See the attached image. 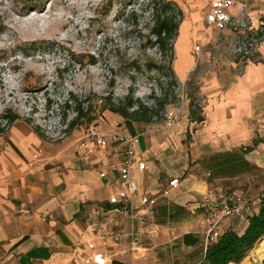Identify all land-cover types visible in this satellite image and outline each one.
I'll return each mask as SVG.
<instances>
[{"label": "rangeland", "instance_id": "rangeland-1", "mask_svg": "<svg viewBox=\"0 0 264 264\" xmlns=\"http://www.w3.org/2000/svg\"><path fill=\"white\" fill-rule=\"evenodd\" d=\"M150 1L0 0V162H12L18 155L9 143L12 128L30 151L26 161L31 171L43 162H47L44 169L49 168L53 155L71 154L85 124L103 128L104 122H117L137 127L149 145L173 164L191 166L196 178L206 177L199 164L189 161V152L203 139L213 99H219L226 83L241 74L247 62L236 54L233 30H216L203 22L207 0H172L182 12V21L171 40L172 50L162 53L150 33ZM182 59L188 63L184 72L179 67ZM117 106H125L127 112L137 110L141 121L107 109ZM190 110L204 120L189 121ZM170 113L175 120L166 125ZM11 116L15 118L10 121ZM212 134L220 138L215 131ZM253 136L264 138L255 131ZM210 152L202 149L203 155ZM160 179L165 182L167 175ZM260 184L264 169L259 168L212 178L206 183L212 193L202 195L199 204L203 205L195 210L184 202L188 209H174L172 218L158 207L166 200L159 198L146 221L157 226L156 235L138 236L135 244L145 251L134 256L127 249L122 252L125 263L198 264L204 238L191 231L195 228L190 224L199 213L219 209L218 194L235 192L246 210L251 209ZM98 192L103 194L102 189ZM91 214L95 221L107 220L105 215ZM119 227L130 229L126 220ZM186 230L198 238L189 247L177 237ZM126 240L130 247L129 237Z\"/></svg>", "mask_w": 264, "mask_h": 264}, {"label": "crops", "instance_id": "crops-1", "mask_svg": "<svg viewBox=\"0 0 264 264\" xmlns=\"http://www.w3.org/2000/svg\"><path fill=\"white\" fill-rule=\"evenodd\" d=\"M209 1H206V6ZM244 2L250 26H264V0ZM254 57L260 60H253ZM246 62L243 72L234 75L220 91L219 99H213V107L206 112L203 139L190 150L189 161L199 164L202 157L211 153L247 146L250 149L243 153V158L254 168L264 169V138H251L254 131L264 137V41L258 44L256 53ZM203 120L202 116L200 122ZM103 130L139 132L133 125L123 123L115 128L111 122H104ZM214 131L220 138L212 134ZM9 143L18 155L12 158V162H0V264H82L85 258L96 253L103 254L104 264H126L122 252L127 249L134 256L143 254L145 248L136 245L135 241L142 234L150 238L156 235L153 230L157 226L154 223L146 225V221L152 218L157 202L146 215L145 223L138 225L125 213L106 203L113 182L98 176L99 170L118 158V146L110 143L108 148H96L91 166L85 167L75 140L71 154L53 155L48 160L49 168L44 169L47 162H43L29 171L26 160L30 151L13 128L10 129ZM202 149L211 152L203 155ZM136 156L144 162L143 170L135 166L130 170L138 194L155 193L164 183L161 175H167V180L177 178L176 185L165 196L157 198L166 199L158 207L168 217H173L174 209H188L184 208V202H189L190 209L203 205L199 203L207 189V176L196 178L190 172L191 166L173 164V161L165 159L162 153L149 145L143 133L136 146ZM263 188L264 184H260L254 191L253 210ZM99 189L103 194L98 192ZM91 212L105 215L107 220L95 221ZM215 212L199 213L197 221L190 224L195 228L191 231L200 232L204 238L212 217L217 215ZM122 220H126L129 231L119 227ZM244 225L243 215L224 217L220 221V231L232 227L239 232ZM183 233L190 232L182 231L177 236L180 244ZM127 237L130 247L126 245ZM263 242L264 236L240 262L229 264H264V251L260 255L256 252Z\"/></svg>", "mask_w": 264, "mask_h": 264}, {"label": "built area", "instance_id": "built-area-1", "mask_svg": "<svg viewBox=\"0 0 264 264\" xmlns=\"http://www.w3.org/2000/svg\"><path fill=\"white\" fill-rule=\"evenodd\" d=\"M234 8V10H233ZM203 21L208 27L216 30H233L237 38L236 54L243 61H247L257 51V46L264 41V26L251 27L250 19L246 11L244 0H210L203 12ZM175 115L170 113L166 117V125H171ZM102 122V121H101ZM119 127V123L112 124ZM142 132L126 133L120 130L105 132L98 123H88L79 131L76 144L80 150V158L83 166H91V157L96 148H108L110 143L118 146V158L103 169L98 171V176L107 178L113 182L112 191L106 197V203L114 210L125 213L138 225L145 223L146 215L155 205L158 197L165 196L170 188L177 183V178H169L153 194L137 193V186L130 175L132 167L138 170L144 169V162L136 156V146ZM212 192L206 190L204 195ZM219 209H212L217 213L212 217L204 233V244L214 240L220 233V221L224 217L238 216L246 207L240 201L235 192L226 195L218 194ZM104 256L101 253L94 254L91 258H85L82 264H104Z\"/></svg>", "mask_w": 264, "mask_h": 264}, {"label": "trees", "instance_id": "trees-1", "mask_svg": "<svg viewBox=\"0 0 264 264\" xmlns=\"http://www.w3.org/2000/svg\"><path fill=\"white\" fill-rule=\"evenodd\" d=\"M152 25L150 33L154 42L165 53L172 50L171 40L177 35V28L182 21V12L172 0H151ZM170 14H166L169 11ZM172 72V70L170 69ZM173 73V72H172ZM129 105L128 100L125 102ZM112 113L130 121H141L137 110L127 112L125 106L107 108ZM77 115L81 111L76 108ZM189 121L200 122L202 116L197 111L190 110ZM15 116L8 117L11 121ZM72 121L70 122V124ZM250 147L240 146L237 150L214 152L199 160L200 168L206 173L209 182L213 177H231L249 171L254 165L243 158V153ZM245 225L237 232L232 227L224 228L212 241L204 244L201 259L198 264H229L240 262L246 253L264 236V188L257 197L256 209H248L242 213ZM181 242L184 245H194L198 238L192 233H183Z\"/></svg>", "mask_w": 264, "mask_h": 264}, {"label": "bare ground", "instance_id": "bare-ground-1", "mask_svg": "<svg viewBox=\"0 0 264 264\" xmlns=\"http://www.w3.org/2000/svg\"><path fill=\"white\" fill-rule=\"evenodd\" d=\"M177 65H178V64H177ZM187 66H188V65H187V61L182 59L181 62H180L179 67H181V69L185 71V69L187 68ZM263 251H264V242L261 243V244L258 246L256 252L260 255L261 253H263Z\"/></svg>", "mask_w": 264, "mask_h": 264}]
</instances>
